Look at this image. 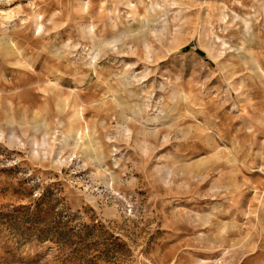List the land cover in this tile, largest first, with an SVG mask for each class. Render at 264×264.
Masks as SVG:
<instances>
[{
	"label": "rangeland",
	"instance_id": "obj_1",
	"mask_svg": "<svg viewBox=\"0 0 264 264\" xmlns=\"http://www.w3.org/2000/svg\"><path fill=\"white\" fill-rule=\"evenodd\" d=\"M0 264H264V0H0Z\"/></svg>",
	"mask_w": 264,
	"mask_h": 264
},
{
	"label": "bare ground",
	"instance_id": "obj_2",
	"mask_svg": "<svg viewBox=\"0 0 264 264\" xmlns=\"http://www.w3.org/2000/svg\"><path fill=\"white\" fill-rule=\"evenodd\" d=\"M12 1H14V0H12Z\"/></svg>",
	"mask_w": 264,
	"mask_h": 264
}]
</instances>
